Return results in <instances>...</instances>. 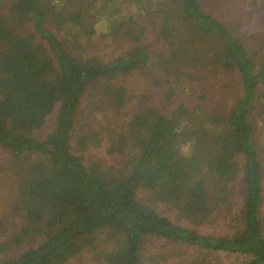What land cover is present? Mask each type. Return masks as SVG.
<instances>
[{"label": "trees", "instance_id": "16d2710c", "mask_svg": "<svg viewBox=\"0 0 264 264\" xmlns=\"http://www.w3.org/2000/svg\"><path fill=\"white\" fill-rule=\"evenodd\" d=\"M232 4L226 19L202 0H0V146L21 216L0 241L17 253L0 264H71L101 231L105 264L158 261L153 238L194 247L203 264H264V0ZM101 43L117 53L77 52ZM89 90L128 118L100 127L114 163L80 151ZM218 218L228 234L196 229Z\"/></svg>", "mask_w": 264, "mask_h": 264}, {"label": "rangeland", "instance_id": "374dc122", "mask_svg": "<svg viewBox=\"0 0 264 264\" xmlns=\"http://www.w3.org/2000/svg\"><path fill=\"white\" fill-rule=\"evenodd\" d=\"M202 1L204 3V7L208 11L216 14L219 17H225L226 19H228L227 17L231 15V9L234 8L232 0ZM86 22L91 23L92 19L90 18ZM50 27L60 37H67L71 34L58 29L53 24ZM97 29L98 31L100 30L99 25H97ZM69 41L71 42L70 38ZM101 46H84L83 48H79L77 52H82V54L86 56L96 54V51H102L104 53H109L110 55L117 53H110L114 49V47L111 45L105 48V43H101ZM142 75L143 74H136V80L139 81ZM136 84V90L133 92V96L135 95L134 101L128 100L125 103L122 110L120 111L122 114L125 113L129 115L133 111L131 108L134 107L133 105H135V102L138 98L139 84ZM92 93V90H89L87 93H85L79 103V123L76 125V130H78L77 135H81L83 137L89 136L86 143L87 147L85 149H81L80 147V151L86 156L87 159L98 158L110 163H114L116 159L111 158L107 151V134L102 132L100 127L108 125L111 128H116V124L121 122L125 123L126 119L128 118H126V116L125 118L121 115L119 116L113 109L102 108L104 96L95 95ZM89 122L91 123L88 125ZM50 126L48 125L46 127L47 131L50 129ZM121 127H123V125ZM92 130H96L93 132V135L90 134ZM260 139L263 142L261 144L264 149L263 133L260 134ZM263 149L261 154L264 161ZM12 158L13 157L10 152L6 148L0 146V241L12 237L13 230L20 226L21 216L17 211L14 210V205L17 200L16 192L18 191V178L14 171L15 169L13 167ZM160 209L171 219H174L176 222L179 221L176 217V211L172 210L166 205H161ZM227 222L228 221H225L224 218H218L214 224L197 226L196 229H198V231L201 233L211 232L214 234H228L230 227L228 224H226ZM181 223L186 226L189 225V222L186 220H183ZM112 243L113 242L108 238V233L106 231H101L97 234L95 248L85 251V253H83L81 256H78L70 262L71 264H105L97 254L103 250H106ZM148 247L149 256H157L158 261L151 262L150 260L146 259L145 264H203V254H198V252L193 251L194 247L185 244H172L167 239L153 238L151 239ZM16 253L17 251L9 254L8 252L0 250V260L8 257V255H13Z\"/></svg>", "mask_w": 264, "mask_h": 264}, {"label": "clouds", "instance_id": "9594fccd", "mask_svg": "<svg viewBox=\"0 0 264 264\" xmlns=\"http://www.w3.org/2000/svg\"><path fill=\"white\" fill-rule=\"evenodd\" d=\"M177 131H181L180 129H177ZM178 150L181 154V156L186 157V158H190L193 152V141H185L183 143H181L178 146Z\"/></svg>", "mask_w": 264, "mask_h": 264}]
</instances>
